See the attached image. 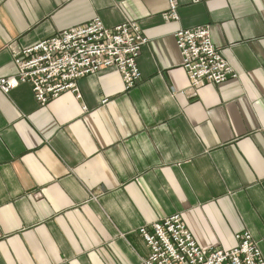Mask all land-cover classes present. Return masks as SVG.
I'll return each mask as SVG.
<instances>
[{"label":"crops","instance_id":"0c3cea01","mask_svg":"<svg viewBox=\"0 0 264 264\" xmlns=\"http://www.w3.org/2000/svg\"><path fill=\"white\" fill-rule=\"evenodd\" d=\"M175 3L178 21L170 0H0V77L96 18L149 38L129 91L104 70L45 106L0 93V264H142L140 229L175 215L203 248L249 232L264 259V0ZM198 27L237 79L192 88L175 34Z\"/></svg>","mask_w":264,"mask_h":264},{"label":"built area","instance_id":"2783aa9c","mask_svg":"<svg viewBox=\"0 0 264 264\" xmlns=\"http://www.w3.org/2000/svg\"><path fill=\"white\" fill-rule=\"evenodd\" d=\"M190 1L201 4L211 0ZM164 17L168 21L179 20L175 0H170V10ZM175 40L193 89L219 86L238 78L235 68L214 44L210 27L180 30ZM148 43L149 38L136 23L108 28L96 18L86 26L66 30L19 53L15 58L18 72L0 77V93L10 94L21 85H28L36 101L45 106L64 92L81 98L79 80L104 70L118 72L129 91L142 81L138 60ZM139 233L149 249L142 264H264L260 247L249 232L237 234V245L230 250L203 248L181 215L145 226Z\"/></svg>","mask_w":264,"mask_h":264}]
</instances>
